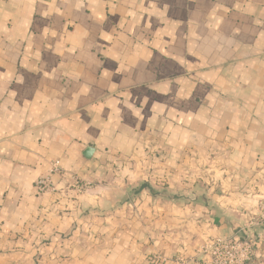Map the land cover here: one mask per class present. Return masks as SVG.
Segmentation results:
<instances>
[{
	"label": "crops",
	"instance_id": "crops-1",
	"mask_svg": "<svg viewBox=\"0 0 264 264\" xmlns=\"http://www.w3.org/2000/svg\"><path fill=\"white\" fill-rule=\"evenodd\" d=\"M247 236L264 264V0H0V264Z\"/></svg>",
	"mask_w": 264,
	"mask_h": 264
},
{
	"label": "built area",
	"instance_id": "built-area-1",
	"mask_svg": "<svg viewBox=\"0 0 264 264\" xmlns=\"http://www.w3.org/2000/svg\"><path fill=\"white\" fill-rule=\"evenodd\" d=\"M57 171L56 164L51 172ZM35 187L39 193L48 191L50 188L48 178L38 180ZM253 250L254 241L249 236L237 240L215 238L203 245L201 255L205 264H250Z\"/></svg>",
	"mask_w": 264,
	"mask_h": 264
},
{
	"label": "water",
	"instance_id": "water-1",
	"mask_svg": "<svg viewBox=\"0 0 264 264\" xmlns=\"http://www.w3.org/2000/svg\"><path fill=\"white\" fill-rule=\"evenodd\" d=\"M87 153H88V154H90V153H91V151H89V150H88V151H87Z\"/></svg>",
	"mask_w": 264,
	"mask_h": 264
}]
</instances>
